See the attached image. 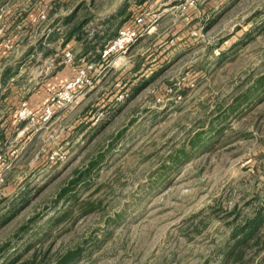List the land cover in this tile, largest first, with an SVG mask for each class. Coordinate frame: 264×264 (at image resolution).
I'll return each instance as SVG.
<instances>
[{
	"label": "rangeland",
	"instance_id": "rangeland-1",
	"mask_svg": "<svg viewBox=\"0 0 264 264\" xmlns=\"http://www.w3.org/2000/svg\"><path fill=\"white\" fill-rule=\"evenodd\" d=\"M177 4L123 56L90 54L93 86L49 119L5 134L12 103L0 98V264H57L70 250L68 264H226L255 219L260 239L228 264H264V90L226 111L264 76V0ZM7 40L0 96L44 76L14 69ZM210 122L222 132L207 135L210 148L175 159Z\"/></svg>",
	"mask_w": 264,
	"mask_h": 264
},
{
	"label": "crops",
	"instance_id": "crops-1",
	"mask_svg": "<svg viewBox=\"0 0 264 264\" xmlns=\"http://www.w3.org/2000/svg\"><path fill=\"white\" fill-rule=\"evenodd\" d=\"M82 1L85 0L77 1L75 4L73 0H0V20L2 19L0 39L8 38L5 45L9 43L11 46L7 48L4 45L3 53L16 54L12 63L14 69L33 66L44 75L40 78L36 75L37 81L34 82V88L27 92L23 86L16 87L14 83L12 88L10 86L5 88V93L0 98L8 101L9 104L12 103V106L8 108V113L2 115L4 120L1 131L3 133H16V131L11 132L10 129L13 124L19 122L17 111L22 102L43 108L49 104L50 97L74 77L76 65L62 63L66 51L70 50L78 54V57L86 56L88 59H91L90 54H96L102 58L100 52L120 28L142 16L150 26L143 36L146 37L151 34L153 27L158 25L159 21L170 14L169 5L177 0H113L109 6H102V8L96 4V0L95 3L88 2V4ZM83 7H85V13L80 16L83 13ZM41 12L46 13L45 21L36 20ZM97 18L100 28L94 30L93 34L87 26ZM79 23H82L80 29L73 32V27L78 26ZM90 39L94 41L90 43ZM51 59L58 64L51 72L46 73ZM107 66L97 64V67L103 70L107 69ZM94 72H97L95 75L101 73L98 69ZM8 74L2 75L3 79ZM99 76L97 81L100 80ZM15 87L16 94H10L15 91ZM9 88L12 89L10 92ZM18 126L15 128L19 131L20 126Z\"/></svg>",
	"mask_w": 264,
	"mask_h": 264
},
{
	"label": "built area",
	"instance_id": "built-area-1",
	"mask_svg": "<svg viewBox=\"0 0 264 264\" xmlns=\"http://www.w3.org/2000/svg\"><path fill=\"white\" fill-rule=\"evenodd\" d=\"M200 0H178L177 8L184 11L188 8L195 7ZM45 21L47 19L46 13L41 12L36 20ZM150 26L145 22L144 17L140 16L133 20L127 26L119 29L114 38L105 46L102 51L101 57L110 58L113 56L121 57L129 50L131 46L148 32ZM10 48V44L5 45ZM106 60V59H105ZM63 64L76 65V71L74 77L66 82L56 93H54L50 99L49 104L45 107L34 105L30 106L27 102H22L20 109L17 111L19 121H26L34 124L41 116L43 119H49L52 115V108H66L76 103L78 94L83 90L92 87L94 84V77L92 72L95 70V64L90 62L88 57L76 58L75 54L68 50L64 53ZM57 62L54 59L50 60V64L47 67L46 73L51 72L53 68L57 66ZM40 116V117H39Z\"/></svg>",
	"mask_w": 264,
	"mask_h": 264
},
{
	"label": "trees",
	"instance_id": "trees-1",
	"mask_svg": "<svg viewBox=\"0 0 264 264\" xmlns=\"http://www.w3.org/2000/svg\"><path fill=\"white\" fill-rule=\"evenodd\" d=\"M82 23H79L78 26L73 27V32H76L80 29ZM62 87V86H61ZM60 87V88H61ZM256 90H264V76H261L258 79H255L253 84L248 86L246 90H243L236 98H234V101L232 104H230L227 108V113H232L239 109L240 105L243 103H251L253 99L256 97H260L262 94L259 92V94L256 96ZM261 98V97H260ZM263 100V99H261ZM249 102V103H248ZM224 107L220 105L219 109H223ZM226 113V112H225ZM226 116V114H225ZM17 118V116H16ZM18 119V118H17ZM211 123L209 124L210 129L206 132H199L195 136L191 138L189 141V145H187L185 148H182L178 151V155L175 156V159H181V157L188 158L193 153L206 150L210 148L211 143H206V137L207 135H210L211 137L220 136L222 132L220 130H217L215 127L211 126ZM209 136V137H210ZM4 137V136H3ZM210 139V138H209ZM214 142H212L213 144ZM190 151L191 153L189 154ZM180 155V156H179ZM92 165H94V162H91ZM75 183V182H74ZM73 183V184H74ZM67 191V189H62V192L60 193V196H63V194ZM65 215V214H64ZM256 222H253L252 226H243L241 229V234L237 236V233H235V238H237L236 242L233 244H230L228 249L226 250L225 254L223 255L224 261L226 264L229 263V261H242L241 257L243 255V251L249 246L248 242L252 240H259L261 236V231L263 226H256L258 223L261 222V219H255ZM240 233V232H239ZM78 250V249H77ZM80 251V250H78ZM79 252H76V250H70L65 254L64 256L60 257L59 260H57V264H68L71 262ZM36 264V263H35Z\"/></svg>",
	"mask_w": 264,
	"mask_h": 264
}]
</instances>
